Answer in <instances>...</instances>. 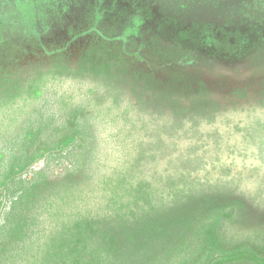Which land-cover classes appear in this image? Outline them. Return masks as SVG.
Listing matches in <instances>:
<instances>
[{
  "label": "trees",
  "instance_id": "obj_1",
  "mask_svg": "<svg viewBox=\"0 0 264 264\" xmlns=\"http://www.w3.org/2000/svg\"><path fill=\"white\" fill-rule=\"evenodd\" d=\"M119 37L76 45L66 76L48 66L0 84V264H264V221L250 248L225 247L211 234L227 212L231 226L246 221L250 207L233 199L230 181L216 193L226 202L212 201L204 195L212 180L184 172L196 154L192 119L202 105L188 93L193 72L138 68ZM157 52L160 61L164 50ZM76 145L81 163L62 180L24 183L41 151L53 157Z\"/></svg>",
  "mask_w": 264,
  "mask_h": 264
},
{
  "label": "rangeland",
  "instance_id": "obj_2",
  "mask_svg": "<svg viewBox=\"0 0 264 264\" xmlns=\"http://www.w3.org/2000/svg\"><path fill=\"white\" fill-rule=\"evenodd\" d=\"M170 3L183 4L188 10L157 13V6ZM147 18L152 21L149 25L144 22ZM121 30H125L123 39ZM105 35L120 36V49L142 68L158 66L154 52L161 47L167 53L177 49L179 57L170 62L180 67L200 64V73L208 69L206 75L202 74L208 84L197 79L194 83L198 85L191 86L190 93L196 98L210 94L218 103L224 94L230 95L227 101L222 100L232 108L222 130L212 120L214 128L209 135L201 128L204 116L192 119L199 124L194 137L196 154L183 162L187 166L184 172L188 179L197 175L212 180L211 192L204 194L212 201L226 202L216 193L222 179L231 180L233 199L240 198L250 207L246 221L242 226H231V213L227 212L218 232L211 234H218L225 247L236 241L244 242L247 248L253 246L250 235L254 229L260 231L257 226L264 221V214L256 213L264 208V0H0V84L23 82L31 72L41 74L48 66L66 76L64 68L77 57L76 45L83 48ZM244 44L254 57L237 58L243 62L251 59L257 68L250 69L248 64L247 70L239 68L235 72L213 69L212 62L222 63L231 49ZM218 49L226 56L217 59L214 54H219ZM213 55L215 61L210 59ZM247 71L251 73L250 81L241 82L237 77ZM58 121L56 116L51 119L52 132ZM242 127L248 132L241 134ZM220 134L226 138L218 140ZM77 145L53 157L41 151L32 168L21 175L24 183L29 185L39 178L62 180L81 163L78 154L83 146ZM224 174L226 178H221ZM199 241L198 236L195 246ZM228 264L250 263L236 260Z\"/></svg>",
  "mask_w": 264,
  "mask_h": 264
},
{
  "label": "flooded vegetation",
  "instance_id": "obj_3",
  "mask_svg": "<svg viewBox=\"0 0 264 264\" xmlns=\"http://www.w3.org/2000/svg\"><path fill=\"white\" fill-rule=\"evenodd\" d=\"M216 42L217 41H214V43H216ZM236 49H238V50H236ZM159 50L160 51H163L162 47L160 49L156 50V52H154V55L156 53H158L157 51H159ZM218 51H219V54L218 55L217 54H214V55H216V58L217 59L219 58V56H221V57L222 56H226V54L222 53V50L218 49ZM166 54H167V52L164 51V54L162 55L164 57V59H166L165 61L168 60L166 63H164L165 61L164 62H161V60L160 61H156L155 63L158 66L156 65L157 67L155 69H150V68H144V69L150 70V71H152V70L154 71L155 70V73L158 74L163 68H168V67H170L172 65L178 66L174 62H170L171 60H170L169 57H166L167 56ZM214 55L211 56V58H210L211 61H215ZM240 55H241V57H244V58H247V57L252 58V57H254V56H252V52L249 49V46H246V44H244L243 47L242 46H239L238 48L235 47L234 49H231L230 54L229 55L227 54L228 58L223 59L222 60L223 61L222 63L216 62V64H215L214 62H212L211 65H212L213 69H215L216 72L217 71H222L223 68L224 69H227V70L231 69V71L233 70L232 72H235V70H237L239 68L246 69L247 67H249L248 64H250V69L257 68V66L254 64V62H252L251 59H249L248 61H244V62L241 61V60H239L237 57H239ZM136 66L138 68H142V67H139L137 64H136ZM195 67L198 68L197 71L194 70ZM199 67H200V64H197V66H192V65L191 66H185L183 68L189 69V70H191L193 72V74H194V78H193L194 81H196L197 79H199L200 81H198V82H201V81L204 82V80H205V82L208 84V81L206 80L207 77L202 76V74L203 75H206L208 73V69H204V70H202V73H200V71H199L200 68ZM196 74H197V76H196ZM237 78L240 79L241 82L243 81L244 83H247L251 79V73L248 72V71H247V73L244 72V74H241V76H239ZM197 85H198L197 83L192 82V84L190 86L195 87ZM207 88L210 89V87H208V86H207ZM188 93H190V92H188ZM191 95L192 96L195 95L194 98H192V99H197V101L202 104L199 107V109H198L199 116H197V117L200 118L201 116H204L206 119H205V121L202 122L201 128L205 129L206 133H208L209 135H211L212 134V130L214 128L213 127V124L211 123L212 120H213V121L216 122L215 125L217 124L219 126V128H221V130H222L224 128L223 122L227 118V116L230 113V111H232V108L229 107V104L228 103L226 104V103L223 102V101H227L228 100V96L230 97V95L229 94H224V97L222 98L223 101L221 100L219 103H218L217 100L214 101L211 98L210 94H207V96H203V97L199 96V98L198 97L196 98V94H193V92H191L189 94L190 98L192 97ZM229 100H231V99L229 98ZM251 123H253V121H251ZM243 127L240 130V132H242L241 134L247 133L248 130H249V129L247 130V129L243 128ZM224 130L227 131L226 129H224ZM218 136H219L218 140H220V138H223V137L226 138L225 135H222V134H220ZM215 141H217V140L215 139ZM223 141L225 142V139ZM222 144H225V143H222ZM222 144H221V146H222ZM226 172L228 173V169L227 168H226ZM234 181L235 182H239V180H237V179H234ZM230 182H231V180H230ZM232 185L233 184L231 183V186ZM244 202L246 203V205L248 207V202H246V201H244ZM259 210L262 212V214H264V208H260Z\"/></svg>",
  "mask_w": 264,
  "mask_h": 264
}]
</instances>
